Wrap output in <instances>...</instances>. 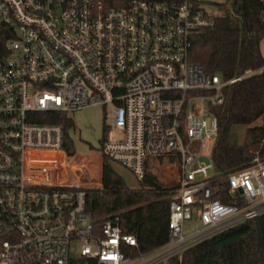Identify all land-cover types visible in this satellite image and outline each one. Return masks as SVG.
Returning <instances> with one entry per match:
<instances>
[{"label":"built area","instance_id":"obj_1","mask_svg":"<svg viewBox=\"0 0 264 264\" xmlns=\"http://www.w3.org/2000/svg\"><path fill=\"white\" fill-rule=\"evenodd\" d=\"M204 3L0 0V264H170L264 214V157L221 178L225 201L212 161L200 160L224 87L264 72L224 80L190 60L193 35L216 17ZM91 106L114 133L103 152L138 182L149 157L176 159L168 240L149 252L126 254L135 236L111 220L96 229L84 189L58 179L65 130L38 116Z\"/></svg>","mask_w":264,"mask_h":264},{"label":"trees","instance_id":"obj_2","mask_svg":"<svg viewBox=\"0 0 264 264\" xmlns=\"http://www.w3.org/2000/svg\"><path fill=\"white\" fill-rule=\"evenodd\" d=\"M223 7L224 14L214 18L212 27L193 35L190 60L204 71L219 72L224 80H229L248 69L264 67L260 51L264 0H227ZM223 95V102L212 108L218 128L211 161L219 188L215 196L225 201L221 178L247 166L255 156L264 157V72L226 85ZM38 121L62 125L64 154L75 155L68 132L73 127L71 118L51 113L38 116ZM108 131L109 126L104 123L100 151ZM101 156V187L84 190L85 207L94 227L100 229L106 220H111L123 233L134 235L137 247L122 246L131 256L162 246L168 240L169 202L178 185L161 186L147 177L130 187L114 161L104 152ZM170 264H264V214L196 243Z\"/></svg>","mask_w":264,"mask_h":264},{"label":"rangeland","instance_id":"obj_3","mask_svg":"<svg viewBox=\"0 0 264 264\" xmlns=\"http://www.w3.org/2000/svg\"><path fill=\"white\" fill-rule=\"evenodd\" d=\"M205 9L214 16L224 14L223 4L227 0H203ZM261 47L264 52V38L261 40ZM103 107L91 106L72 113L69 117L73 121V127L69 129V135L73 141L75 155L65 156V163L58 173V179L65 184L77 186L84 190H93L101 187L100 182V162L102 152L100 151V140L103 136V124L109 125V119ZM242 127L238 129L239 137L242 136ZM108 138H113L114 133L110 130ZM212 144L208 142L203 150L204 157L200 160L209 163L211 160ZM120 175L124 178L127 185L135 187L138 181L133 174L114 162ZM166 264V263H165Z\"/></svg>","mask_w":264,"mask_h":264},{"label":"crops","instance_id":"obj_4","mask_svg":"<svg viewBox=\"0 0 264 264\" xmlns=\"http://www.w3.org/2000/svg\"><path fill=\"white\" fill-rule=\"evenodd\" d=\"M260 51L264 57L261 47ZM101 164V162H100ZM147 177L161 186H171L176 183V159L173 155L151 156L147 163Z\"/></svg>","mask_w":264,"mask_h":264}]
</instances>
